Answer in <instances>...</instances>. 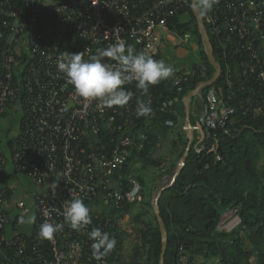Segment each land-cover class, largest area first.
Here are the masks:
<instances>
[{"label": "built area", "instance_id": "2783aa9c", "mask_svg": "<svg viewBox=\"0 0 264 264\" xmlns=\"http://www.w3.org/2000/svg\"><path fill=\"white\" fill-rule=\"evenodd\" d=\"M190 3L0 0V121L11 112L22 113L14 138L0 143V177L8 171L21 174L42 190L29 206L15 196L11 182L0 184V264H116L109 254L93 258L88 233L93 228L111 237L121 233L128 215L124 206L143 199L130 159L151 141L145 133L132 137L133 128L143 118L183 104L184 85L198 81V87L212 80L216 71L202 40L194 46L197 63L168 62V50L189 45L193 36L199 40L192 31L181 34L176 22L193 12ZM202 18L221 75L203 90L204 116L198 128L189 129L202 136L195 150H206L211 140L208 152L221 161L213 134H237L241 118H264V0H216ZM118 42L172 66L173 76L161 83L176 88L178 96L157 104L152 94L133 88V83L125 86L133 95L124 107L100 110L96 101L79 97L57 69L60 54L84 52L88 60L97 49ZM138 100L151 107L148 116L137 118ZM166 126L175 128L177 123L168 120ZM103 131L110 134L109 146L100 139ZM123 173L128 174V185ZM52 182L58 184L55 194ZM72 191L91 210L92 223L80 231L65 225L52 239H41L40 224L63 223V203ZM28 216H35L33 224L19 223ZM240 224L238 209L228 210L217 230L231 232ZM180 264H187V259L181 258Z\"/></svg>", "mask_w": 264, "mask_h": 264}, {"label": "trees", "instance_id": "16d2710c", "mask_svg": "<svg viewBox=\"0 0 264 264\" xmlns=\"http://www.w3.org/2000/svg\"><path fill=\"white\" fill-rule=\"evenodd\" d=\"M176 22L181 34L192 31L201 42L192 10L186 19L177 18ZM211 74L212 70L209 76ZM198 84V81H193L184 85L180 97L187 96ZM148 93L161 105L178 96L176 88L162 83L150 87ZM181 109H185L183 104L175 105L169 110L159 111L152 119L143 118L137 122L131 136L136 138L145 133L151 144L141 152H133L131 163L145 161L158 165L152 161L150 153L157 145V136L170 130L166 122L173 120L178 124ZM236 127L239 129L237 134H213L219 141L221 161L217 160L214 153L208 152L211 140L206 141L207 149L201 153L192 144L176 180L164 188H152V191L157 190V194L162 192L157 206L167 233L164 264H180L183 257L187 259V264H252V258L255 259L253 264H264V172L259 167L264 155V118H241ZM177 136L178 140L174 142L178 148L175 166L184 156L188 144L185 130ZM100 139L109 146L108 132L103 131ZM0 143L7 142L0 140ZM10 145L11 142H8ZM5 153H9L8 148H5ZM123 175L128 185V174ZM12 177V172L8 171L0 177V184L11 182ZM135 177L142 183L141 203L146 202V206L151 207L142 178ZM136 205L126 204L123 210L128 214L133 213L141 238L136 241L132 253L124 262L121 253L124 240L121 233L116 231L112 236L117 241L116 246L108 254L116 264H160L162 234L156 214L153 215V221L146 220L142 224L138 220L144 219L146 214L143 211L133 212ZM232 209L239 211V228L231 232L217 230L224 213Z\"/></svg>", "mask_w": 264, "mask_h": 264}, {"label": "clouds", "instance_id": "9594fccd", "mask_svg": "<svg viewBox=\"0 0 264 264\" xmlns=\"http://www.w3.org/2000/svg\"><path fill=\"white\" fill-rule=\"evenodd\" d=\"M215 2L191 0L190 7L196 14L204 16L213 9ZM83 56L84 52L63 51L58 57L57 69L65 75L67 83L79 97L85 101H96L100 110L127 105L133 95L125 87L129 84L134 83L136 89L147 94L150 87L168 80L174 74V68L162 59H154L143 51L137 52L131 45L126 47L119 42L97 49V53L88 60L83 59ZM105 58L115 63L107 62ZM151 112V107L145 101H137V118L146 117ZM57 186V182L51 183L53 194ZM90 211L72 191L71 198L63 203V223H42L37 234L41 239H52L65 225L80 231L92 223ZM35 219V216L21 217L19 223L33 224ZM88 235L92 240L91 249L96 260H101L116 246L115 238L99 228H93Z\"/></svg>", "mask_w": 264, "mask_h": 264}, {"label": "rangeland", "instance_id": "374dc122", "mask_svg": "<svg viewBox=\"0 0 264 264\" xmlns=\"http://www.w3.org/2000/svg\"><path fill=\"white\" fill-rule=\"evenodd\" d=\"M196 45L200 46V42L193 36L189 45L183 48H177L175 51L168 50V62L175 65L181 64L182 66L183 64L189 65L197 63L199 61V53L194 51V46ZM202 110L200 99L197 97L191 98L189 120L187 121L185 109H181L180 114H178L179 122L177 126L175 128H170L166 134L161 133L157 136V145L151 151L150 155L152 161L158 163V165L147 163L145 161H134V163H132V172L134 176L142 178L145 184L144 192H146L147 200H150L151 203V207L146 206V202L139 203L135 206L136 208L133 212L143 211L146 214L144 219L138 220L140 223L144 224L146 220L153 221V215L155 213L154 208L158 194L157 190L152 191V188L156 186L158 189H161L168 186L178 168L179 162L176 166L174 165L175 161L178 160V148L174 145V142L178 140L177 134L183 130L191 132L194 148L199 140L202 139L200 132L189 129L190 127H197V124L201 119ZM21 119V112H11L6 118L0 121V140L2 142L5 143L14 138L18 132ZM259 167L261 171L264 172V155L259 161ZM12 174L13 177L11 183L16 188L14 191L15 196L26 200V203L31 206L36 195L42 190L38 189L28 177L16 173ZM140 184L142 186L141 182ZM136 222L137 221L133 218V213L128 214L122 220L121 237L124 240V244L121 253L124 262L128 260L132 253V247L136 241L141 238L139 226ZM254 262L255 259L252 258L251 263L253 264Z\"/></svg>", "mask_w": 264, "mask_h": 264}, {"label": "water", "instance_id": "95a60500", "mask_svg": "<svg viewBox=\"0 0 264 264\" xmlns=\"http://www.w3.org/2000/svg\"><path fill=\"white\" fill-rule=\"evenodd\" d=\"M193 13H194V16H195V18L197 20L198 31H199V34H200V37H201V40H202L203 47H204V49H205V51H206V53L208 55V61L216 69V71H215V74H214V78L212 80L207 81V82H202L194 91L190 92L187 96L184 97L183 105H184V108H185V114H186V117H187V121L189 120V115H190V100H191V98L197 97L198 99L202 100L203 99V96H202L203 90L206 89L207 87L212 86L213 83L221 75V68H220V65L216 62V59H215V57L213 55V47H212V44L210 42L207 29H206V27L203 24V18H202V16L196 14L194 11H193ZM203 116H204V114L201 115V119L203 118ZM187 133H188L187 148L185 150L184 156L179 161L178 168H177V170L175 172V175L173 177V182L180 175V173L182 171V168L185 165V161H186V159L188 157L189 151H190V149L192 147V144H193L192 133L188 132V131H187ZM210 135L211 134L208 133V137H210ZM161 193L162 192L160 191L158 193V195H157L154 212H155L156 217L158 219L159 226H160V231H161V234H162V252H161V256H160V264H164L165 253H166V249H167V233L165 231V227H164L163 221H162V219L160 217L159 209H158V206H157V201H158V198L160 197Z\"/></svg>", "mask_w": 264, "mask_h": 264}, {"label": "flooded vegetation", "instance_id": "af4514ba", "mask_svg": "<svg viewBox=\"0 0 264 264\" xmlns=\"http://www.w3.org/2000/svg\"><path fill=\"white\" fill-rule=\"evenodd\" d=\"M200 105H201V107H202V114L204 113V111H205V109H206V106H205V104H204V100H200Z\"/></svg>", "mask_w": 264, "mask_h": 264}]
</instances>
